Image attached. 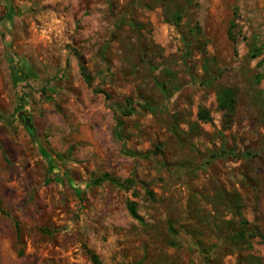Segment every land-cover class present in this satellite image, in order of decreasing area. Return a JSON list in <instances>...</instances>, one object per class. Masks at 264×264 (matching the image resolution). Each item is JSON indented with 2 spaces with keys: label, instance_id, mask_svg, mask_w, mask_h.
I'll return each mask as SVG.
<instances>
[{
  "label": "rangeland",
  "instance_id": "1",
  "mask_svg": "<svg viewBox=\"0 0 264 264\" xmlns=\"http://www.w3.org/2000/svg\"><path fill=\"white\" fill-rule=\"evenodd\" d=\"M93 255L264 264V0H0V264Z\"/></svg>",
  "mask_w": 264,
  "mask_h": 264
},
{
  "label": "trees",
  "instance_id": "2",
  "mask_svg": "<svg viewBox=\"0 0 264 264\" xmlns=\"http://www.w3.org/2000/svg\"><path fill=\"white\" fill-rule=\"evenodd\" d=\"M232 41L235 42V38H233V36H232ZM81 75H82L84 81L86 82V84L91 87L92 86L91 77L88 74L87 68L83 64L81 65ZM14 78H15L16 82L20 79L18 74H15ZM230 93L231 92L229 90H227L226 92H223L220 95H218V100H219L221 109L224 111H226V110L229 111L233 105L234 100H233V98H231V96H229ZM106 99H108L107 96H106ZM131 115H132L131 111H127L125 114V116H127V117L131 116ZM198 118L200 121H202L204 123H210L212 120L210 117V114L206 110H201L198 114ZM121 125H122L121 121H118V126L120 127ZM50 174H52V173H50ZM106 182H111V183H113V184H115L121 188H123V187L125 188L128 185H131L133 183V181H131V180H126L125 182H121V181L111 177L109 174H104L101 178L94 181L93 183L95 185H102ZM147 194L152 200L154 199V194L152 192L147 191ZM127 210H128L129 215L132 217V219H134L135 221H138L140 223L143 222V219L141 218V216L138 213L137 205L135 202L128 201L127 202ZM17 229L19 231L18 226H17ZM92 260H93L94 264H100L98 256L93 255Z\"/></svg>",
  "mask_w": 264,
  "mask_h": 264
},
{
  "label": "water",
  "instance_id": "3",
  "mask_svg": "<svg viewBox=\"0 0 264 264\" xmlns=\"http://www.w3.org/2000/svg\"><path fill=\"white\" fill-rule=\"evenodd\" d=\"M19 118L26 128L27 132L31 136L32 140L36 141V133L34 132V124H33V118L30 114H27L26 112H21L19 114Z\"/></svg>",
  "mask_w": 264,
  "mask_h": 264
}]
</instances>
